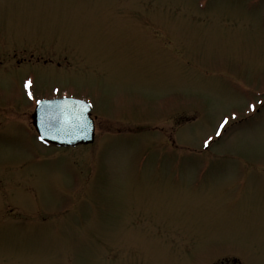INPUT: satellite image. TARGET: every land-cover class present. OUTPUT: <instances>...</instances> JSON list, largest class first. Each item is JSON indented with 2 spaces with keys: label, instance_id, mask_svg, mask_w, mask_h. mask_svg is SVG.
Wrapping results in <instances>:
<instances>
[{
  "label": "rangeland",
  "instance_id": "1",
  "mask_svg": "<svg viewBox=\"0 0 264 264\" xmlns=\"http://www.w3.org/2000/svg\"><path fill=\"white\" fill-rule=\"evenodd\" d=\"M262 101L264 0H0V264H264Z\"/></svg>",
  "mask_w": 264,
  "mask_h": 264
},
{
  "label": "water",
  "instance_id": "2",
  "mask_svg": "<svg viewBox=\"0 0 264 264\" xmlns=\"http://www.w3.org/2000/svg\"><path fill=\"white\" fill-rule=\"evenodd\" d=\"M90 106L79 100L52 99L37 104L32 124L43 140L56 146H75L93 140V121ZM63 114V115H61ZM68 117L67 120L64 117ZM75 117H80L79 120ZM87 124V128H84Z\"/></svg>",
  "mask_w": 264,
  "mask_h": 264
},
{
  "label": "snow or ice",
  "instance_id": "3",
  "mask_svg": "<svg viewBox=\"0 0 264 264\" xmlns=\"http://www.w3.org/2000/svg\"><path fill=\"white\" fill-rule=\"evenodd\" d=\"M31 83H32L31 80L26 81L25 87L28 88L31 85ZM28 95L31 98V96H32L31 91L28 92ZM36 103L40 104L41 101L37 100ZM261 103H264V101H262ZM248 108H249V111H252V112L257 111L256 104L248 105ZM61 115H63V114H61ZM234 116H235V113L233 112V113H230L229 115H224L219 119V121L217 122V124L213 128V133L208 135L207 138L203 141V144L205 147H207L209 145V143L211 141H213L214 137L221 136V134H222L223 130L225 129L226 125L228 124L229 120L231 118H233ZM64 119L67 120L68 117L65 116ZM75 119L79 120L80 117H75ZM84 128H87V124H84ZM40 138L43 139V136H41Z\"/></svg>",
  "mask_w": 264,
  "mask_h": 264
}]
</instances>
